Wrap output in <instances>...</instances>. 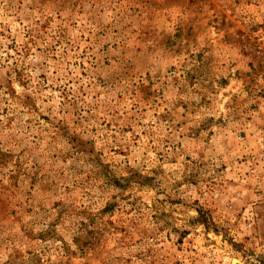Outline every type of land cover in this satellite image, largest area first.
<instances>
[{
    "label": "rangeland",
    "instance_id": "1",
    "mask_svg": "<svg viewBox=\"0 0 264 264\" xmlns=\"http://www.w3.org/2000/svg\"><path fill=\"white\" fill-rule=\"evenodd\" d=\"M0 264H264V0H0Z\"/></svg>",
    "mask_w": 264,
    "mask_h": 264
}]
</instances>
